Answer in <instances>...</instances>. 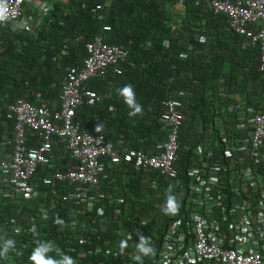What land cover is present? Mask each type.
Returning <instances> with one entry per match:
<instances>
[{
    "label": "trees",
    "instance_id": "1",
    "mask_svg": "<svg viewBox=\"0 0 264 264\" xmlns=\"http://www.w3.org/2000/svg\"><path fill=\"white\" fill-rule=\"evenodd\" d=\"M98 4H102L101 9H97ZM174 10L177 11L175 14ZM204 10L209 9L206 5H196L193 0H186L182 6L174 0H58L53 10L43 14L35 13L37 19L32 31L18 32L7 25H0V140L7 134V127L10 132L14 125L13 119L6 117V104L19 97L35 99L38 92L42 96L41 103L46 100L55 101L67 75V68L82 66L87 54V41L103 34L108 43L128 46V60H133L131 62L136 64L135 69H131V65L126 62L123 64L131 70L127 74L130 77L125 79H129L137 101L142 105V112L139 114H143L145 120L136 129L148 134L145 148L151 154L157 152L155 141L163 143L169 132L162 121L166 107L163 101L168 97L166 94L173 92L176 94L174 98L182 102L180 109L184 120L178 159L175 162L182 185H187L188 179L192 181L186 169L199 162L198 146L210 150L212 160L221 157L224 139H241L250 146L247 141H250L251 129L239 128L241 113L236 105L232 106L233 110H229L228 106L239 102L234 97L235 93L242 94L246 104L253 105L254 102L264 101V73L258 69L260 47L248 43L244 49L243 36L223 29L229 25L226 16L216 15L212 11L205 14ZM177 18H181V21ZM214 23L220 26L221 31L213 32L212 36L210 34V38H213L209 42L212 58L202 57L198 52L204 46L201 38L203 35L208 36V26L213 27ZM104 26H109L110 29H105ZM105 81L89 80L85 84L90 89L101 90L103 84L99 83ZM185 82L186 86L179 89ZM180 91L185 94H180ZM191 93L192 96L189 95L188 98L187 95ZM98 104L93 106L84 102L77 109L75 119L83 130L92 128L87 126L88 116L93 115L96 118L95 114L101 112ZM208 106L211 108L208 109ZM139 114L133 118L137 119ZM127 115H123L125 121ZM194 115L199 122L192 125ZM220 121L225 125L222 126ZM186 123L190 124V128L185 126ZM107 138L109 139L108 135ZM58 163L63 166V161ZM122 166L123 169H131L136 176L142 177L144 174V171L136 172L132 166L124 163ZM38 172L42 174L40 168ZM150 173L160 180L157 189L159 194L166 196L171 193L176 196L179 210L175 215H180L185 204L184 199L188 195L186 188L184 187V192H180L174 181L164 180L157 171L151 170ZM132 177L133 174L123 172L117 179ZM102 180L103 178L101 182ZM105 187L102 184L99 189ZM71 188V185L70 188L65 185L63 193ZM153 193L156 191L153 190ZM252 193L251 199L255 200L260 191L253 189ZM63 195L58 198L56 206H52L46 213L47 221L33 223L35 231L39 232L37 241H30L25 246L19 241L22 239L20 236L4 232L3 238L15 239L17 243L15 252L8 257L0 256V264H32L29 256L41 240L54 241L63 252L75 259L76 264H136L132 258L137 253L135 246L138 238L127 239L115 232L111 234V230L124 219L119 221V215L113 210H107L105 216L111 215V222H99L96 212L90 213L91 217L88 219L86 213H81L84 219L73 222L76 218H71L76 209L83 207L84 202L78 205L64 200ZM245 199L247 197L243 198L240 194L233 196V201L241 213L253 211L254 219L258 209L241 205ZM5 201L6 206L3 205ZM156 202L157 200H150L154 208L158 207ZM10 207L11 203L0 196V216L4 217L7 214L5 210ZM30 210L24 212L32 213L33 209ZM34 213L38 214V211ZM58 220L63 223H57ZM172 220L170 215L168 221L164 217L162 222L165 225ZM85 223L90 226L86 231L83 230ZM155 228L158 227L155 225ZM135 233L141 235L136 229ZM81 238H85L87 242H81ZM121 241L127 242L123 254L120 253ZM250 243L251 241L247 242L248 245ZM260 246L264 250V238L261 239ZM92 248L102 249V256L93 253ZM156 262L157 259L153 256L144 257V264Z\"/></svg>",
    "mask_w": 264,
    "mask_h": 264
},
{
    "label": "built area",
    "instance_id": "2",
    "mask_svg": "<svg viewBox=\"0 0 264 264\" xmlns=\"http://www.w3.org/2000/svg\"><path fill=\"white\" fill-rule=\"evenodd\" d=\"M57 1L0 0V25H7L18 32L31 30L37 16L28 10H39L38 13L43 14L53 10ZM174 1L179 6L186 2ZM193 1L196 5H206L217 15L226 16L236 33L260 47L259 70L264 73V0ZM101 8L102 5L98 4L97 9ZM104 28L110 29L109 26ZM86 53L82 66L67 68L59 110H52L44 102L35 105L25 99L9 105L6 117L14 120V147L10 159L0 160V175L9 177V181L25 196L38 198L41 192L33 185V179L39 167L51 166V154L57 138L66 144L73 166L57 170L52 176L46 175L44 182L51 186L59 183L70 188L71 185L69 192L61 193L64 194L62 198L78 205L84 202L83 207L76 211L86 213L88 217L93 212L99 216L106 212L108 194L102 191L94 194L93 190L100 185L101 178L109 177L106 172L110 164L126 163L136 172L144 171V174L157 171L164 180L174 181L177 187L184 189L175 165L184 120L180 109L182 102L176 98L163 101L166 111L162 121L166 127L169 126V132L167 139L159 145L160 151L155 154L140 149L118 152L105 132L83 130L75 116L84 102L95 104L101 99L98 92L84 88V84L92 79H104L111 68L118 74L122 73L120 65L128 58L129 51L124 46L95 36L87 41ZM180 94L185 92L180 91ZM238 109L241 113L239 128L251 129L252 135L247 141L250 146L241 139H224L223 152L214 165L201 160L186 169L192 181L187 177L188 195L184 199L183 215L171 221L166 236L171 249V264H264V250L260 246L264 238V108ZM29 130L41 135L39 146L27 144ZM203 149L198 146L197 153L203 155ZM150 184L157 188L159 178L151 175ZM253 189L260 191L255 200L251 199ZM125 191L115 198V203L119 204L115 209L118 213L121 206L129 204ZM235 194L247 197L240 204L257 208V217L253 219V211L250 210L247 214L241 213L233 201ZM84 227L88 229L90 226L85 223Z\"/></svg>",
    "mask_w": 264,
    "mask_h": 264
},
{
    "label": "clouds",
    "instance_id": "3",
    "mask_svg": "<svg viewBox=\"0 0 264 264\" xmlns=\"http://www.w3.org/2000/svg\"><path fill=\"white\" fill-rule=\"evenodd\" d=\"M117 92L121 97H123L124 103L130 109L128 113L130 117H134L137 114L142 112V105L137 101L136 94H135V91L132 85L127 84L119 88ZM99 130H100L99 126H97V131ZM56 140L57 138H55L54 140V145H53L54 148H55ZM27 144L30 145L28 140H27ZM130 149H134V148H130ZM223 149L224 147H222L221 149V154L223 152ZM206 150L208 149L204 147L203 155H198L200 157L199 161L207 160L211 164L214 165V163L218 159L215 158V160H212L211 159L212 152L208 150V152L206 153ZM120 153H124V152H120ZM0 160H8V159H0ZM122 164L123 163L113 164V165L119 166L120 168L118 176L123 172H125L126 174H129V173L134 174L133 171L131 169H127V167L123 169ZM124 164L130 167L129 164H126V163ZM54 172H52L51 174H48V173L39 174V172L37 171V174L35 175L33 179L34 181L33 185L41 192V195L38 198L25 196L23 191L18 190L16 186H14L9 181L10 180L9 177H7L6 175L5 176L0 175V183H2L5 180H8L7 187H4V186L0 187V196H2L7 201H9V203H11V207L5 210L7 214H5L4 217L2 215L0 216V256L8 257L9 254L15 252V249H16V243H17L16 240L12 238H3L5 236L4 232L8 231L12 234L20 236L22 239H19V241L23 243L25 246H27L30 241H37L39 232L35 231V225H33V223L37 221L38 222L47 221L46 213L49 211V209L52 206H56V202L58 198L61 197V193H63V190L65 188L59 183L56 184L55 186H51L50 184H46L44 182V177H46V175L52 176ZM108 176L109 177L107 179L109 180L110 183H112L113 178L115 177L113 172H111V175L108 174ZM179 177L181 178L180 174H179ZM130 179L131 178H123L119 180H120V183H125L127 181H130ZM102 184L103 183L101 182L100 185H98V187H96V189L93 190V192H95L94 194H97L99 193V191H102L108 194V197L106 200L107 202L106 212L107 210H113L115 214L119 215V221L124 219L128 222L126 224V222L122 220L119 225L115 226V228L111 230V234L115 232V233H118V235L125 236L127 239L138 238L137 240L138 242L135 246L137 253L132 258L136 262V264H144V257H148V256L155 257L157 259L156 264L159 263V261H160V264H164V263L171 264V259H170V254H169V250L171 249H170V246L168 245V241L166 240V236L168 234L171 221H169L165 225L164 223L160 225L158 223L159 219L157 218L151 219L150 213L149 212L146 213V211L148 207H150V209L153 208L155 210L161 209L162 212L166 214L165 221H168V219L170 218V215H172L173 219L175 217L181 216L183 215V212H182L183 210L181 211L180 215H175L179 210V203L176 199V196L171 193H169L166 196L158 193L157 195H159L160 197L158 196V198L156 199L152 197L151 199L150 196L154 194L153 190L157 191V189L159 188L158 187L153 188L150 184L149 186L150 189L151 190L153 189L151 194H149L148 196H144V194L147 193L145 190L140 193V197L135 196V198H128L129 204L127 206H121V212L118 213L115 211V209L119 207V204L115 203V198L117 196H114L112 193H109L105 189H99V187ZM169 187L171 188V186ZM182 187L186 188V185H182ZM177 188H179L180 192H184V189H181V187H177ZM163 190H166V187H163ZM124 191H125V187H123L122 189L123 194H124ZM167 191H168V188H167ZM150 200H157L155 205H158V207L155 206L156 208H154V206L150 204ZM17 203L19 204L18 206H17ZM3 205L5 206L7 205L6 201L3 203ZM27 209H29V211H31L30 209H33L32 213H27V212L25 213L24 211ZM35 211H38V214H35L34 213ZM81 213L82 212L76 211L75 215L71 218V219L76 218L73 222H78L80 218H83L81 216ZM105 214L103 216H99L98 214H96V216H98L99 222H111L112 221L113 217L111 215L105 216ZM143 214L145 215L142 216ZM30 215H32L31 218H30ZM88 218L89 217H87L86 219ZM12 219H14V221H12ZM57 223H63V222L58 220ZM155 225L158 228H155ZM88 229H85V231ZM135 229L138 232H140L141 235L139 234L137 235L135 233ZM17 232H20V233H17ZM82 239H84V243L87 242L85 238H81V240ZM126 247H127V242L121 241L120 243V253L121 254H123ZM186 249L187 247L184 250ZM91 251L101 256L103 254V250L100 248H97V249L92 248ZM29 260L32 262V264H76V261L72 256L63 252L55 244V242L51 240L39 241L37 243V246L34 247V249L32 250L29 256Z\"/></svg>",
    "mask_w": 264,
    "mask_h": 264
},
{
    "label": "crops",
    "instance_id": "4",
    "mask_svg": "<svg viewBox=\"0 0 264 264\" xmlns=\"http://www.w3.org/2000/svg\"><path fill=\"white\" fill-rule=\"evenodd\" d=\"M46 2L50 3L51 0H46ZM176 8L178 9V6ZM208 9L209 10H204L205 14L211 13L210 8H208ZM28 11H30L29 13L35 15V13H37L39 10H28ZM175 12H177V11H175ZM219 16H221V15H219ZM177 20H179V18H177ZM204 24L206 26L205 22H204ZM208 27H209V34H208V36H206V35L202 36L201 42H202V44H204V46L202 48H200L198 50V52L200 55H202V57L212 58V54L210 52V50H211L210 46L211 45L209 42L213 38H210V34L212 36L213 32H217V31L220 32L221 29H220V26H218V24L216 25V23L213 24V27L212 26H208ZM34 28H35V25L31 30L24 31V32L32 31V30H34ZM223 29L235 32L230 27V25H228L227 28H223ZM236 34H238V33H236ZM238 35H240V34H238ZM96 36H101L104 39L103 34H98ZM241 36H243L245 38V41L243 44L244 49H245V45H248V43L251 46L252 45L258 46L257 44H254L246 36H244V35H241ZM112 44H116V43H112ZM117 45L124 46L129 51V55H130V50H129L128 46L122 45V44H117ZM241 48H242V45H241ZM85 57H84V59H85ZM179 57H180V54H179ZM259 59H260V55H259ZM242 60H244V59H242ZM131 61H133V60H130V59L128 60V58H127L126 60H124L121 63V67L123 69L122 74L120 73L121 75L116 73L114 71V69L111 68L109 70L108 75L104 79H102V78L101 79H92V80H104V81L106 80V81H105V83L104 82L99 83L101 85L103 84V88L101 90L93 89L100 94L101 99L98 100L95 104L99 103L98 106H99L101 112L98 115L95 114L96 118H94L93 115L88 116L89 122L87 123V126L88 127L92 126V128L91 129L88 128V130L95 131V132L97 131V126H99V129H100L99 131L106 132V134L109 136L108 140L114 145V147L117 149L118 152H126L130 148H134V149L143 150L146 153L151 154V152L147 151L145 148L147 145V142H148V140L146 139L148 134L145 135L144 132L136 129L138 124H140L143 120H145L143 114H139L137 119L127 115L130 109L124 103L123 97H121L117 92V90L119 88L129 84V79H125V77H130L127 74H129L131 72V70L128 69L129 66L125 67V66H123V64L126 62L127 65H129V64L131 65V69H133V68L135 69L136 64L134 65ZM83 63H84V60H83ZM186 84H187V82L180 85L179 89L184 88V86H186ZM84 88L90 89L89 87L86 86V84H85ZM179 89H177V90H179ZM188 93H189V91H188ZM60 94H61V89H60L59 97H57L55 101L51 102L50 100H46V101H44V103L48 107H50L52 110H59L61 108ZM166 95L168 97L165 100L174 98L176 96V94H174L173 92H170V93L168 92ZM189 95L192 96V93L187 95L188 98H190ZM234 97L236 100H239V102L236 104H229L230 106H228V107H230V108L232 106H235V105L237 107H244L245 109H246V107L244 105H246L248 108V111L254 110L256 108L257 109H263L264 108V101H261L260 103L254 102L253 105H251V104L245 103V101L242 99V94L240 95L238 93H235ZM258 97L261 98L260 93H258ZM19 99H25V100H27V101L35 104V105H40L43 103V102L41 103L42 96H41L40 92L37 93V98H35V99H29L28 97L27 98L26 97H19L16 101H18ZM262 99H264V97ZM250 100L253 102V99H250ZM16 101H14V102H16ZM39 101H40V103H39ZM10 104L11 103L6 104V112L8 111ZM95 104H90V105L94 106ZM104 107H106V108H104ZM209 108H211V106L210 107L208 106V109ZM148 110H150V109L148 108ZM165 111H166V107H165L164 112ZM187 112L189 113V110H187ZM125 114L127 115L126 121H125V118L123 116ZM190 114L191 113H189V115ZM193 118H195V115ZM219 119H220V117L218 118V120ZM193 120H194V122L192 125H195L196 123L199 122V121H196V118ZM124 121H125V123H124ZM13 122H14V120H13ZM219 123L222 126L225 125L223 123V121H220ZM185 126L190 128V124H188V123H186ZM167 128L169 129V126H167ZM6 130L8 131L7 134H5L4 137H2V139L0 140V159H10L12 156V150L14 147V135H15L14 125H13L12 130L10 132L8 130V127ZM192 131L194 132V130H192ZM28 142L32 146H38L42 142V137L39 133H36L34 131L29 130ZM156 142H157V144H156L157 146L155 145V148L157 149V152H158L161 149L159 145L162 143L155 141V143ZM62 161H63V166H61L58 163V162H62ZM50 162H51V166H45V167L41 166L40 167L41 173L51 174L54 171L62 170V169H69L73 166V162L69 159V152L67 150L66 144L63 141H60L58 139L56 140L55 148L51 154V161ZM53 168H55V169H53ZM119 169L120 168L117 165H113V164L109 165V168L107 169V175L108 174L111 175V172H113L115 177L113 178L112 183H110L108 179H103L102 183L104 185H106V187H105L106 191H108L109 193H112L114 196H118L120 194H123L122 189H123V187H125V189H126L125 196L127 198H135V196L140 197V193L145 191V190L147 193H145L144 196H148L149 194L152 193V190L150 189L149 186H150L151 175H153V173H151V174H143L142 173L143 174L142 177H140V175L136 176L135 174H133V177L130 179V181H127L125 183H120V180L117 179V176L119 174ZM1 186L7 187L8 186V180H5L2 183H0V187ZM156 193L158 194V191H156ZM156 193L152 194V196H150V198L151 199H152V197H154L155 199L158 198L159 195H157ZM161 203H163V202H161ZM142 206H144V205H142ZM147 212L150 213L151 219H154V218L159 219L158 223L160 225L163 224L162 219L164 218V216H165V220H166V215L162 212L161 209L155 210L153 208L150 209V207H148L146 213ZM145 214H143L142 216H144ZM161 217H162V219H161Z\"/></svg>",
    "mask_w": 264,
    "mask_h": 264
},
{
    "label": "rangeland",
    "instance_id": "5",
    "mask_svg": "<svg viewBox=\"0 0 264 264\" xmlns=\"http://www.w3.org/2000/svg\"><path fill=\"white\" fill-rule=\"evenodd\" d=\"M168 7H171V4H168ZM175 10H176V9H175ZM175 10H174L173 14H175Z\"/></svg>",
    "mask_w": 264,
    "mask_h": 264
}]
</instances>
